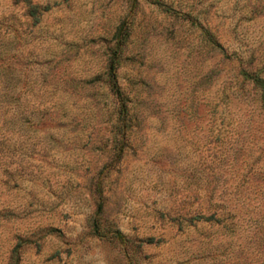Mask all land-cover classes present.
Instances as JSON below:
<instances>
[{"label": "rangeland", "instance_id": "374dc122", "mask_svg": "<svg viewBox=\"0 0 264 264\" xmlns=\"http://www.w3.org/2000/svg\"><path fill=\"white\" fill-rule=\"evenodd\" d=\"M244 71L264 0H0V264H264Z\"/></svg>", "mask_w": 264, "mask_h": 264}, {"label": "trees", "instance_id": "16d2710c", "mask_svg": "<svg viewBox=\"0 0 264 264\" xmlns=\"http://www.w3.org/2000/svg\"><path fill=\"white\" fill-rule=\"evenodd\" d=\"M118 66H119V53L118 50L115 49L112 51L107 65L106 82L108 83L110 92L118 102V111H119V115L122 118L121 127L124 128L126 126L127 117L129 115V107H128V103H126L127 102L126 97L118 84V80H117ZM243 76L254 83L255 87L259 89L261 93V97L264 100V78L255 74L247 73L246 71H244ZM101 199H102V195L100 194L99 197L100 201L98 202L99 210L102 207ZM212 217L213 215L209 217V220H211ZM228 218L231 219L230 231L233 232L234 228L238 226L236 222L237 220L239 221V219H237L236 222H233V219L236 218V214L231 211L228 212ZM253 221L256 222V224L258 223L257 225L263 223L262 226H260L261 228H259V230H257V232H255L253 235V239L256 242H259L261 239H264V214L261 215L259 219L254 218ZM94 230H95V234H98V226H94Z\"/></svg>", "mask_w": 264, "mask_h": 264}]
</instances>
